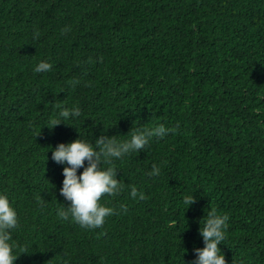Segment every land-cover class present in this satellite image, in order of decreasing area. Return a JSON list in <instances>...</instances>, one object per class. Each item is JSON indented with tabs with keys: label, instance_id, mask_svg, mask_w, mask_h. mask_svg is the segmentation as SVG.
<instances>
[{
	"label": "trees",
	"instance_id": "obj_1",
	"mask_svg": "<svg viewBox=\"0 0 264 264\" xmlns=\"http://www.w3.org/2000/svg\"><path fill=\"white\" fill-rule=\"evenodd\" d=\"M161 124L178 128L103 165L117 214L95 229L58 217V144ZM0 195L13 264H194L213 208L226 264H264V0H0Z\"/></svg>",
	"mask_w": 264,
	"mask_h": 264
},
{
	"label": "clouds",
	"instance_id": "obj_2",
	"mask_svg": "<svg viewBox=\"0 0 264 264\" xmlns=\"http://www.w3.org/2000/svg\"><path fill=\"white\" fill-rule=\"evenodd\" d=\"M68 29H63L66 32ZM35 35H39L36 33ZM52 64L41 61L37 64L34 71L37 73L49 72L52 70ZM75 83V82H73ZM57 108L61 105L57 104ZM80 109L74 108L71 112L68 109H62L59 115L67 119L70 115L80 116ZM61 124L58 119H51L49 129ZM178 128V125H177ZM177 128H165L159 125L153 128H135L131 131V139L119 142L113 137L100 136L95 141V148L92 143L76 139L71 143H60L52 152V160L57 164H67L64 167L62 188L60 194L70 205L65 208L61 207L57 215L61 220L67 221L71 217L72 221L85 229H95L103 226L105 218L117 214L114 209L104 206L100 203L103 196H116L123 191V185L120 180L116 179V169L111 165L112 158H121L129 152L142 151L153 137L163 138L169 132L175 133ZM39 134V133H38ZM37 134V135H38ZM85 161L87 166L85 167ZM83 168L82 173L78 176L77 169ZM149 176H159L160 168L152 166ZM130 195L133 199L139 196L140 200L145 199L142 192L138 193L135 186L131 187ZM42 200L38 198V202ZM184 204L191 205L195 202L193 195L185 196ZM123 212H127V207L121 205ZM229 217L218 215L213 208L207 213V219L203 229L199 230L203 238L204 247L194 249L196 260L194 264H226L225 258L221 253L218 245L226 238V229ZM18 227L17 213L10 205L8 198L0 195V264H13L18 256L13 255V245L10 231Z\"/></svg>",
	"mask_w": 264,
	"mask_h": 264
}]
</instances>
